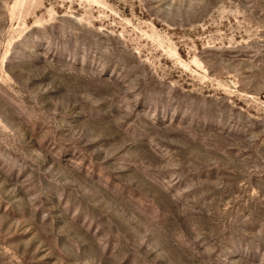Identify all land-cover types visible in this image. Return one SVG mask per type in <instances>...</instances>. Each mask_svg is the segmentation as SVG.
Returning <instances> with one entry per match:
<instances>
[{
	"label": "rangeland",
	"instance_id": "rangeland-1",
	"mask_svg": "<svg viewBox=\"0 0 264 264\" xmlns=\"http://www.w3.org/2000/svg\"><path fill=\"white\" fill-rule=\"evenodd\" d=\"M0 264H264V0H0Z\"/></svg>",
	"mask_w": 264,
	"mask_h": 264
}]
</instances>
